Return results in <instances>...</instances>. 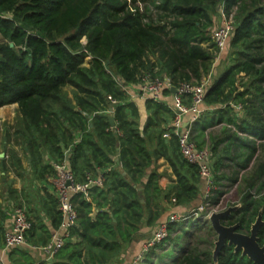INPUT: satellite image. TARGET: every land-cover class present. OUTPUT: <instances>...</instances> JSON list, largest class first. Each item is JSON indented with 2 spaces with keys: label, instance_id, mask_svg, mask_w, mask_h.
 Instances as JSON below:
<instances>
[{
  "label": "trees",
  "instance_id": "obj_1",
  "mask_svg": "<svg viewBox=\"0 0 264 264\" xmlns=\"http://www.w3.org/2000/svg\"><path fill=\"white\" fill-rule=\"evenodd\" d=\"M221 7L233 31L225 47L227 64L203 96V106L224 122L220 136H210L207 145L217 185L209 203L217 205L224 188L234 184L238 200L231 205L237 208L222 223L249 231L258 216L264 221V0H0V106L17 104L12 136L27 146L33 174L42 180L55 173L51 163L41 162L42 146L55 161L67 157L77 181L87 172L103 176L101 185L89 189L91 200L71 196L76 223L52 264H110L141 226L154 229L166 217L161 199L173 207L190 206L202 194L197 167L183 158L177 136L167 127L174 116L170 105L147 99L155 120L148 119L141 131L123 86L146 73L165 76L175 87L199 83L219 52L210 29L218 26ZM162 93L170 94V88ZM183 98L189 104V95ZM109 108L114 126L105 114ZM203 115L189 125L199 148L205 146ZM166 131L169 139L163 137ZM117 148L125 174L111 167ZM160 156L176 176L164 193L155 183L156 172L145 178L153 157ZM44 193L38 201L43 211L35 212L25 232L29 246L48 243L62 221L54 188ZM176 222L168 223L167 236L142 262L154 264L167 250L165 244L179 232ZM196 222L183 234L185 249L173 264H256L230 245L221 247L215 260L216 233L211 224ZM257 236L263 243L264 224ZM39 263L48 264L46 257Z\"/></svg>",
  "mask_w": 264,
  "mask_h": 264
},
{
  "label": "built area",
  "instance_id": "obj_2",
  "mask_svg": "<svg viewBox=\"0 0 264 264\" xmlns=\"http://www.w3.org/2000/svg\"><path fill=\"white\" fill-rule=\"evenodd\" d=\"M233 31V23L230 18H225L219 26L210 29V37L218 51L225 49ZM212 71L197 84L183 82L179 84L174 99L170 104L174 112L173 118L168 122L170 127L178 138L179 151L183 158L195 165L198 169L202 182V201L185 212L171 211L161 222H159L152 230L151 237L146 242L140 254L136 256L135 263L142 260L144 254L155 243L161 241L168 234L167 225L172 221L207 220L208 223L212 213L216 211V207L209 203V198L213 195L217 185L215 184V176L213 170V154L208 148H199L195 145L191 137V129L189 125L197 121L202 113L203 96L212 82ZM139 93L147 99L159 100L162 98V91L169 85L166 78L155 76L149 73L140 77V80L134 83ZM184 95H189L190 102H183ZM108 98L115 102L114 99ZM189 113V120L183 125L182 115ZM166 132L164 136H167ZM54 175L51 177L52 186L55 190L58 209L62 214V221L57 231L51 235L50 241L38 248L44 253L45 257H52L63 246L69 237V229L76 223L77 213L74 203L71 200L73 194H83L88 196L89 189L94 185H101L103 182L102 174L92 176L90 172L85 175V180L80 182L75 179L72 170L66 160L55 161L52 163ZM174 201V198L172 199ZM12 226L5 231L3 237L4 250L15 246H23L26 243L25 232L30 228L31 222L23 205H16L12 211ZM0 264H6L3 260V254L0 251ZM33 264H40L38 261Z\"/></svg>",
  "mask_w": 264,
  "mask_h": 264
},
{
  "label": "crops",
  "instance_id": "obj_3",
  "mask_svg": "<svg viewBox=\"0 0 264 264\" xmlns=\"http://www.w3.org/2000/svg\"><path fill=\"white\" fill-rule=\"evenodd\" d=\"M220 16L223 18L222 15ZM220 16L217 19H215V24L222 23ZM150 57L151 59H153L152 56ZM217 73L216 71L212 72V78ZM162 77L168 80L167 77L165 76H162ZM169 85L170 87L172 86L170 83ZM66 88H69L68 90H69V93L71 94V95L69 94L68 95L72 96V88L70 86H66L65 90ZM123 88L125 89L128 95L127 99L129 101H132L134 105L136 106L135 108L137 111V116L135 118L133 117V119L137 121L139 129L142 131L148 119L155 120L153 119V109L147 107L146 105L147 98H145L139 93L134 83H129L123 86ZM174 95L175 93L171 92L170 94L162 95L161 99L165 101L168 105H170L174 99ZM202 112L204 114L203 119L206 120L204 124L202 123L204 125L203 138L205 141V144H204L205 146L203 148H207L208 147L207 145H210V142H211L210 136H214V135L220 136L219 133H220V130H222L224 122H219L215 115L213 116L212 114H210L212 112L211 108H207L202 105ZM105 114L106 116H108L109 114L113 116L112 108H109V110L106 111ZM18 117H19V114H18ZM182 120H183V125H186L189 120V113H184L182 115ZM160 126L161 128L164 126L162 122ZM153 129H154L153 127H149V130H148L149 136H151L154 139L153 142H156V138L152 136ZM165 133H163V137L165 139H169L171 133L167 132L168 135L164 136ZM173 133L175 134V131H173ZM221 147H222V143H220L217 148L219 156L223 154V152L221 151ZM153 148L154 146H151V145L149 146L150 151H152ZM118 154H119V151L118 153L116 152V154L112 156L114 165L111 167L113 168L118 167L120 171H123L120 165ZM40 155L42 159L41 162L44 164L51 163L52 165V163L55 162V160L52 157L48 156V151L42 146L40 147ZM116 159H118V162H116ZM65 160L67 161V157L65 158ZM214 160L215 158L213 157V163H214ZM107 169L98 168L97 171L101 172ZM146 169H147V172L145 173V178H147L152 172L157 173V178L155 180V183L157 184L159 189L162 191V193H164L167 189H169L175 183L176 176L173 173L169 162L163 156H160L156 159H154L153 157L150 165ZM221 171L222 169L219 168L218 172H221ZM122 173L125 174L124 171ZM214 173H215V170H214ZM52 176L53 175L47 174L45 175V178H43L42 180L39 179L36 175L33 174V171L31 169V166L29 163V152L27 150V146L22 144L20 139L15 140L12 134H11V137L9 136L1 137L0 136V251L3 254V260L6 264H33L36 261L38 262L43 261V259L45 258L44 253L38 248L39 246H36V247L29 246L27 242L23 246H19V247L15 246V247H11L9 249L4 250L3 237H4L5 231H7L12 226L13 207L16 206L17 204H20V202H22V205L25 207L28 218L30 220L36 219V213H35L36 211H39L40 213L43 211L38 201L45 194L44 192H50L53 190V186L51 182ZM139 189H141V187H139ZM86 198L87 200H91V196H87ZM141 201H143V199ZM160 201H161L162 206L164 205L165 207H168V209L165 210L164 212V215H163L164 217V216H167L173 210L185 212L188 208L199 204L202 201V194L190 206L180 205V206L173 207L169 203H167V200L165 199H161ZM42 217H43V214H42ZM44 222L48 223L49 220L47 218H44ZM57 230L58 229L54 231H57ZM152 230H153L152 228H149L147 226H144V225L141 226L140 230L138 231L136 237L132 240V242L123 245L121 250L118 252L116 257L113 258L110 264H135V258L137 255L140 254L146 242L151 237V236L149 237V235L152 233ZM54 231H52V233ZM25 247H29L30 250H27L26 252H23V253H19L15 251V249H24ZM53 262L49 263L47 261L48 264H52ZM142 263L146 264L145 262H141V261L139 262V264H142Z\"/></svg>",
  "mask_w": 264,
  "mask_h": 264
},
{
  "label": "rangeland",
  "instance_id": "obj_4",
  "mask_svg": "<svg viewBox=\"0 0 264 264\" xmlns=\"http://www.w3.org/2000/svg\"><path fill=\"white\" fill-rule=\"evenodd\" d=\"M235 7V4H232L231 8L233 9ZM220 15L223 16L221 17V20L223 21L226 17L225 14L223 13V8H219ZM219 26V24H218ZM84 40V39H83ZM226 58V49H223L222 51H219L214 59L213 67H212V72L217 73L223 68L227 63L223 60ZM219 67V68H218ZM219 69V70H218ZM216 75V74H215ZM69 88H66V92L69 93ZM18 109H17V104L16 103H11V104H5L0 106V136L1 137H11L12 131H13V126L16 124V121L18 119ZM240 174V173H239ZM239 177V175H238ZM238 200V194L236 191V186L233 184L232 186L230 185L227 188H224V193L221 195L219 203L215 205L216 211L219 212L225 209L227 206H230L232 203L236 202ZM203 222L207 220H202ZM192 224H195V226H198L199 224L196 222V220H191L189 219L186 222H180L177 221L175 223V227L179 230L178 234L175 237H171L170 240L168 241L165 246L167 247V250L159 255L157 257V260H154V264H173L174 258L177 257L181 252L184 251L185 249V243L183 241V234L185 233L186 230L190 229ZM199 233L202 234L200 231ZM206 233H204L205 235ZM178 247V251L176 249ZM161 260V262L159 261ZM143 261V257L141 262ZM139 264V263H135ZM144 264V263H142Z\"/></svg>",
  "mask_w": 264,
  "mask_h": 264
},
{
  "label": "water",
  "instance_id": "obj_5",
  "mask_svg": "<svg viewBox=\"0 0 264 264\" xmlns=\"http://www.w3.org/2000/svg\"><path fill=\"white\" fill-rule=\"evenodd\" d=\"M164 79V77H161ZM170 91L177 92L175 86L170 87ZM108 122L111 126L115 125L113 116L109 114L107 116ZM118 153V149H117ZM118 162V159H116ZM236 207H229L225 210L214 212L210 216V224L214 231L217 233V241L215 242V249L213 251V258L216 260L217 253L220 248L226 243L228 245H234L235 250H240L243 255H246L250 260L256 264H264V245L260 246L257 242V231L262 224L261 217L258 216L255 223L252 225L249 234H243L236 231L237 225L226 226L221 223V219L228 215L232 209ZM151 234L149 235V237ZM49 263L55 261V257H46Z\"/></svg>",
  "mask_w": 264,
  "mask_h": 264
},
{
  "label": "flooded vegetation",
  "instance_id": "obj_6",
  "mask_svg": "<svg viewBox=\"0 0 264 264\" xmlns=\"http://www.w3.org/2000/svg\"><path fill=\"white\" fill-rule=\"evenodd\" d=\"M229 207H236V206H235V205H230V206H227L225 209H227V208H229ZM236 208H237V207H236ZM225 209H223V210H225ZM232 210H233V209H232ZM232 210H231V211H232ZM223 219H224V217L221 219V223H222V220H223ZM261 221H262V220H261ZM254 223H255V222H253V223L251 224V227H252V225H253ZM207 224H210V221H209ZM222 224H223V223H222ZM262 224H264V221H262ZM262 224H261V225H262ZM223 225H226V226L237 225V226H238V223H233V224H223ZM261 225H260V226H261ZM260 226H259V227H260ZM251 227H250L249 231H246V230H240V231H239V230H237V228H236V231H237V232H240V233H243V234H249V233H250V230H251ZM258 229H259V228H258ZM215 233H216V232H215ZM216 241H217V233H216V236H215V239H214V249H215V242H216ZM257 242L259 243V241H258V236H257ZM225 245H228V244L225 243L223 246H225ZM259 245H260V246L264 245V242H263V243H259ZM223 246H222V247H223ZM228 246H229V245H228ZM230 246H232V248H233L234 251H239V252L241 253L240 250H235V249H234V245H230ZM214 249H213V251H214ZM241 254H242V253H241Z\"/></svg>",
  "mask_w": 264,
  "mask_h": 264
}]
</instances>
